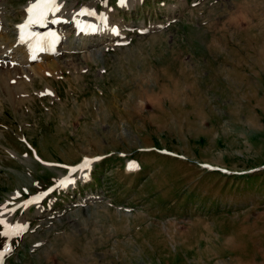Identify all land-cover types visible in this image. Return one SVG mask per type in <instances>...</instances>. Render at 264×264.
<instances>
[{"label":"rangeland","instance_id":"obj_1","mask_svg":"<svg viewBox=\"0 0 264 264\" xmlns=\"http://www.w3.org/2000/svg\"><path fill=\"white\" fill-rule=\"evenodd\" d=\"M32 1L0 0V264H264V0H56L96 35L28 62Z\"/></svg>","mask_w":264,"mask_h":264},{"label":"bare ground","instance_id":"obj_2","mask_svg":"<svg viewBox=\"0 0 264 264\" xmlns=\"http://www.w3.org/2000/svg\"><path fill=\"white\" fill-rule=\"evenodd\" d=\"M11 2H13V0H10ZM34 1V0H33ZM32 1V2H33ZM141 1H145V0H123V3H121V0H120V3L118 4V6H115L114 7V10L117 11V10H130L131 8H135ZM2 2V1H1ZM37 2V0H36ZM35 2V3H36ZM56 5V4H55ZM57 5H60L57 3ZM25 7V6H24ZM31 7V6H30ZM56 9L58 10H54V11H49L48 12V16L47 17H44L42 20H40L39 22H35V23H29V13L27 11V7L26 9H23L22 10V13L24 14L25 16V20L21 23H19L17 25V29L15 31V35H14V38H12L11 41H13V43L9 42V44L12 46L14 45V43L18 46V49L14 52V53H22V54H25V57H27V60L28 62H32V61H35L36 59H38L40 57V55H36L35 53L31 52V51H28L26 50V47L20 43L17 42L18 40V37L20 34L24 33V32H29L31 30H39V31H42V30H51L52 32H54V36H53V41H52V45L54 43L57 42V40H59V35L56 33V30H55V26L58 25V26H64V25H71V26H75V23H76V18L75 16L77 14H85L84 16L87 17V21H84L82 23V25H80L79 27H77L76 29L80 31V33L82 34H86V35H96V30L93 29L92 27V24L90 25V27L88 28V25H89V18L91 17H95L96 19H99L97 16H95L92 11L90 10V8L88 10H86L84 13L81 12V9L75 11L76 14H65V13H62L61 12V9L58 8L57 6H55ZM1 8V7H0ZM4 8V7H3ZM2 8V9H3ZM84 9V8H83ZM1 14V13H0ZM79 16V15H78ZM105 18L107 20V23L109 24V27L107 28L108 31H106L107 33L106 34H109L107 39L110 40V41H114L115 43H123V38L125 37V32H127L128 30L126 29V26L124 24H122V22H120V19L117 18V15L114 13V11L112 10H109L107 14H105ZM107 24V25H108ZM27 25V26H26ZM4 27V26H3ZM2 27V20L0 21V40H5L6 36H4V30L6 29H3ZM66 27V26H65ZM139 27V26H138ZM7 28V27H6ZM139 29V28H138ZM155 29L154 28H150V31H153ZM1 30H3V32H1ZM7 31V30H6ZM11 31V30H10ZM7 34V33H6ZM97 40H95V42H97L99 40V37L96 38ZM7 40V39H6ZM93 42H94V39H92ZM101 40V39H100ZM62 41V40H61ZM91 40H89L90 42ZM92 42V41H91ZM91 44V43H90ZM15 45V46H16ZM87 45V44H86ZM94 45V43H93ZM89 46V45H88ZM96 46V44H95ZM95 48V47H94ZM68 51V50H67ZM58 52V51H57ZM56 53V50L55 52H52L50 51V49L48 48L47 51H45V53L41 56V58L43 59H50L53 55H55ZM26 60V59H25ZM1 64V63H0ZM29 64V63H28ZM5 67V66H4ZM13 79V78H12ZM7 80V79H6ZM6 87V86H5ZM15 87V86H14ZM9 88V87H8ZM4 90V89H3ZM18 91V88L16 89ZM21 90H19L20 92ZM4 93V92H3ZM17 92H13V94L15 95ZM2 94V93H1ZM3 95V94H2ZM8 96V95H6ZM4 97V96H3ZM11 97V96H10ZM9 97V98H10ZM18 97V96H17ZM1 98V97H0ZM12 98V97H11ZM3 101V100H2ZM12 102V101H10ZM11 104V103H10ZM70 169H73V168H70ZM128 171L129 172H135V167L134 166H131V164L129 163L128 164V167H127ZM81 178L80 180H84L82 178L84 177H79ZM77 180V179H76ZM71 179H67L64 183H62V186L64 188H72V186H74V184H76L77 182H72L70 183ZM0 221L4 222V219L1 218V214H0ZM7 225V223H6Z\"/></svg>","mask_w":264,"mask_h":264},{"label":"snow or ice","instance_id":"obj_3","mask_svg":"<svg viewBox=\"0 0 264 264\" xmlns=\"http://www.w3.org/2000/svg\"><path fill=\"white\" fill-rule=\"evenodd\" d=\"M123 3V0H121ZM58 10L55 7V0H37V2L27 9L29 13V23L39 22L49 11ZM27 26V25H26ZM88 162L85 161L83 167H87ZM3 222L0 221V224Z\"/></svg>","mask_w":264,"mask_h":264}]
</instances>
